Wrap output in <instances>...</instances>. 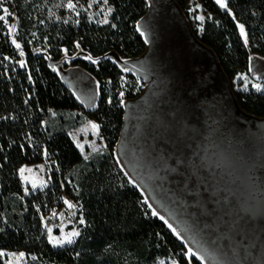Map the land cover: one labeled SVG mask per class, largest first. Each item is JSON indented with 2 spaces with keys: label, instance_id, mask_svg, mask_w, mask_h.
Returning a JSON list of instances; mask_svg holds the SVG:
<instances>
[{
  "label": "trees",
  "instance_id": "trees-1",
  "mask_svg": "<svg viewBox=\"0 0 264 264\" xmlns=\"http://www.w3.org/2000/svg\"><path fill=\"white\" fill-rule=\"evenodd\" d=\"M106 1L113 7L108 24L81 20L77 26L53 25L45 35L37 23L34 1L25 5L23 0H4L18 17L15 39L19 47L0 20V264H5L3 250L23 251L54 264H152L169 253L180 264H201L188 258L184 244L162 219L151 214L138 188L119 182L123 171L114 146L123 107L106 105L103 80L123 72L115 58L135 59L145 53L147 44L137 25L148 12V2ZM174 1L190 24L184 9L189 0ZM201 1L214 20L205 24L200 36L190 24L192 33L214 53L229 80L239 71L248 72L251 55L264 58V0H228L232 14L214 0ZM238 23L244 26L245 38ZM33 31L38 34L34 36ZM60 59L63 66L80 67L97 80V106L85 111L101 124L110 145L108 154L79 174L77 194L67 175L83 163V156L66 132L53 133L45 126L52 110L80 105L48 64ZM238 99L247 113L264 115V94H244ZM43 162L49 164V186L25 197L13 210L10 200L23 194L20 169ZM64 197L77 203L75 219L83 214L87 226L75 244L54 248L45 224L52 211L64 208ZM78 246L82 254L76 261Z\"/></svg>",
  "mask_w": 264,
  "mask_h": 264
},
{
  "label": "rangeland",
  "instance_id": "rangeland-1",
  "mask_svg": "<svg viewBox=\"0 0 264 264\" xmlns=\"http://www.w3.org/2000/svg\"><path fill=\"white\" fill-rule=\"evenodd\" d=\"M31 1H34L32 7L34 8L37 23L42 27V34L45 35V31L53 25L59 27L77 26L81 20H86L91 24L97 25L108 24L113 10V7L106 0H23V4L27 5ZM147 2L148 12L138 23V29L147 42V51L144 53L142 61L136 62L128 60L119 62L123 72L116 75L114 79L106 78L103 80L107 106H116L115 103H117L125 108L127 100L138 97L154 77L156 78L155 85L160 83L163 77L172 84L178 82L179 78L184 79L183 76H188L187 74L189 72L187 71H189V67H198V70L205 71L214 82L218 81L221 86H228L238 98L244 94H264V60L262 58H253L248 72L239 71L231 80L227 81L222 76L213 54L205 47L198 45L192 36L189 29L190 24L200 36L203 33L205 24L214 20L213 13L203 1L189 0L185 4L184 9L189 16L190 24L187 23V20L172 0H147ZM69 4L72 7H69ZM0 8H2L3 16L5 17L4 22L11 36V40L13 42L15 41V45H19L15 39L17 36L18 17L7 9L4 5V0H0ZM5 9L7 12H5ZM199 17H203V19L201 20ZM32 34L35 36L38 33L33 31ZM125 68L128 71H125ZM58 71L62 72L61 75L67 87L70 90H76V86L71 80L66 78L67 71H64L61 67H59ZM198 76L197 74L196 78ZM93 84L97 87L95 81ZM257 85L259 88L256 87ZM80 101L85 107L96 102L95 99H92V94L87 95L84 97V100ZM82 104L74 109L52 110L45 123L46 128L53 133L60 131L66 132L83 156V163L71 170L67 175V181L74 188L75 194L78 193L77 181L79 174L99 157L108 154L110 151L108 139L101 131V124L91 114L85 111ZM154 109L158 110V113ZM153 111L157 115V117H154V120L157 119V123H159L158 127L161 129L159 131L163 135V138L158 141L159 143L163 142V144H166L173 138L172 133H168V129H166L171 123L169 108L165 104L158 106L154 104ZM217 117L220 119L219 116ZM92 124L99 125V128H93ZM230 125L231 123L228 121L225 123L221 122L222 127L229 128L228 136L235 140V150H241L252 160H257L264 156V137L252 139L246 132L233 130ZM221 130L222 128L219 127L210 133V141L215 144L216 152L222 149L221 139L218 137V133ZM229 147H224V150L228 154L230 151ZM153 154L151 151L148 152L147 159L150 162H153L155 159ZM164 154L168 155V152L165 151ZM202 156L205 157V154H202ZM208 158L213 161L210 157ZM119 162L120 160H118V164ZM243 165L240 164L237 169L223 166V170L219 174L214 170L212 172L227 192L225 203L229 213L234 214L236 220L245 229L252 232H239L236 235L242 248L244 247L242 243H245V248L248 247L246 253L251 254V258L262 259L264 257V251L260 245H264V209L260 202L251 194L247 183L243 179H239V174L242 173L241 169L243 171L244 168ZM120 166L123 169V173L121 172L122 175H118L119 182L122 185H124L123 182H127L129 185L138 187L143 196V202L153 215V211L157 212L156 206H153L148 201L145 191L131 178V171L129 172L127 165L121 164ZM48 170L49 164L46 162L25 165L20 169L19 176L23 184V194L22 196L13 197L10 200V205L13 207V210L17 204L23 203L25 197L38 190L46 189L49 186ZM231 174L235 175V178L230 176ZM169 179L170 176H167V181H165L167 185L169 184ZM180 200H182V195H180ZM63 205V209L51 212L49 221L45 224L48 240L54 248H63L75 244L79 236H83L86 231L87 224L83 214L79 215L78 220L75 219L78 209L77 203L64 197ZM69 205H72V207H69ZM155 216L159 218L163 216V220L167 221V223L165 222L167 227L168 224H175L173 218L168 214ZM169 229L175 234L172 228ZM54 230H57L58 233H54ZM73 232L78 234L72 236L71 242H68V237ZM176 232L180 234L178 236L181 239L184 241L187 240L184 224L177 228ZM57 240H64L65 242L62 244L56 243L55 241ZM198 246L199 244H193L191 249L194 253H197L194 257L201 264H255L250 263L253 261L252 259L246 262L242 260L235 261L233 259L227 263L224 258H227L229 254L227 252L229 251L225 250V248L222 249L216 244L214 246L209 244L200 248ZM188 249L186 247V256L190 258L193 255L187 254ZM259 249L261 250L258 251ZM81 252L82 249L78 246L75 259L80 258ZM1 254L5 264H54L40 260L38 256L27 254L23 251L3 250ZM238 254L239 259L245 257L243 251L238 252ZM200 256H203L204 260H201ZM77 259L76 261H78ZM256 261L259 262L258 260ZM152 264L180 263L174 254L169 253L165 257H158Z\"/></svg>",
  "mask_w": 264,
  "mask_h": 264
},
{
  "label": "water",
  "instance_id": "water-1",
  "mask_svg": "<svg viewBox=\"0 0 264 264\" xmlns=\"http://www.w3.org/2000/svg\"><path fill=\"white\" fill-rule=\"evenodd\" d=\"M214 1L222 10L232 14L227 5L228 0H224L227 5L226 8H222L217 3V0ZM172 2L183 14L187 23H189L181 8L174 0ZM240 25L238 23V27ZM189 29L198 45L208 49L215 57L214 53L192 33L190 25ZM245 35L244 29L242 37L245 38ZM143 55L135 59L115 58V61L120 66L119 62L121 61H142ZM255 57L264 60L263 57L251 55L250 66ZM63 61V59L52 60L48 64L51 68L56 69L60 79L66 85L61 75L62 72L58 71L59 67L67 72L70 69L75 71L82 70L80 67L64 69ZM216 62L222 76L229 81L219 66L217 59ZM197 68L189 67L188 76L181 74L184 79L179 78L178 82L172 84L163 77V80L155 85L156 78L154 77L138 97L127 100L126 107L122 106L123 119L119 138L114 146L115 158L117 162L120 160V165H127L129 172L131 171V178L145 191L148 201L153 206H156L157 212L159 214H168L173 218L175 224L172 225V228L177 230L184 224L187 236L186 241L181 239L176 231L173 234L185 247L192 248L193 244H199L198 247L200 248L209 244L212 246L216 244L218 247L229 251L227 252L229 253L227 258H224L227 263L233 259L244 262L252 259L253 261L250 263L263 264L264 257L262 259L251 258V254L246 253L248 247L245 248V243H242L244 245L242 248L241 243L237 239L236 235L239 232H252L245 229L236 220L234 214L229 213L225 203L227 192L220 185L219 179L213 175L212 170L219 174L223 170V166L237 169L240 164H244L243 171L241 169L242 173L240 172L241 174H239V179H243L247 183L251 194L260 202L264 209V195L258 198L253 193L252 187L249 185L248 175V170L253 164H264V156L257 160H252L241 150H235V140L228 136L229 128L221 126V122L225 123L228 121L231 123L230 126L233 130L246 132L252 139H256L264 137V122L258 124L254 121L250 122L248 118L244 119L238 112L228 115L225 107H217L219 96L222 94V97L225 98L226 94H231L230 88L221 86L218 81L214 82L208 73L202 72L201 69L198 70ZM197 74L199 76L196 78ZM159 79L161 80V78ZM95 82L99 93L98 82ZM70 91L79 104H82L81 98L76 95L75 90L71 89ZM154 104L155 106L165 104L169 108L171 123L166 129H168V133H172L173 138L166 144L158 141L163 138V135L159 131L161 129L158 127L157 119L154 120V117H157L154 111L158 113L156 109L153 111ZM82 106L88 111L96 108V106L88 108L84 104ZM125 111H127L126 115ZM218 126L222 128L218 133L222 149L216 152L215 144L210 141V133L219 128ZM225 146H230L229 154L224 150ZM149 151L154 153L155 159L153 162L147 159ZM165 151L168 152V155L164 154ZM202 154H205V157ZM132 155L136 156V159ZM226 155L227 157H225ZM133 160L137 161L136 168ZM167 176H170L168 185L165 182L167 181ZM230 176L235 178L233 174ZM180 195H182V200H180ZM260 247L264 251V245H260ZM240 251L245 253L243 259H239L238 252ZM192 257L195 258L194 255Z\"/></svg>",
  "mask_w": 264,
  "mask_h": 264
},
{
  "label": "flooded vegetation",
  "instance_id": "flooded-vegetation-1",
  "mask_svg": "<svg viewBox=\"0 0 264 264\" xmlns=\"http://www.w3.org/2000/svg\"><path fill=\"white\" fill-rule=\"evenodd\" d=\"M64 66H63L64 69L70 68L67 65H64ZM80 69L82 71L70 70L72 72L71 73L67 72L66 78L68 80H71V82L76 86V90H75L76 95L79 98H81V100H84V97H86L87 95L92 94V99H95L96 102L92 105L90 104V106H88V108H93V107L97 106L98 99H99L98 90H97L95 84H93V82L97 81V80L94 78L93 75L89 74L86 70H84L82 68H80ZM83 71H85V72H83ZM219 97H220V99L218 100V103L216 105L219 108L225 107V109H227L228 115L233 114L234 112H238V114L240 116H242L244 119L248 118L250 120V122L254 121V122H257V124L264 122V115L257 116V115L250 114V113H247L246 111H244L241 108V105H240V102H239L237 95L234 94L232 91H231V94L230 93L226 94L225 98L222 97V94ZM124 113L126 115L127 111H125ZM133 117L134 116L132 114V118ZM132 157H134L136 159V156L132 155ZM133 161H134V163H133L134 167L136 168V166H137L136 162L137 161H135V160H133ZM248 171H249L248 172L249 185L252 187L253 193L258 198H261L264 195V185H263L264 164L255 163L249 168Z\"/></svg>",
  "mask_w": 264,
  "mask_h": 264
},
{
  "label": "snow or ice",
  "instance_id": "snow-or-ice-1",
  "mask_svg": "<svg viewBox=\"0 0 264 264\" xmlns=\"http://www.w3.org/2000/svg\"><path fill=\"white\" fill-rule=\"evenodd\" d=\"M217 3L220 4V6H221L222 8H226V7H227V5H226V3L224 2V0H217ZM69 7H72V5L69 4ZM5 12H7L6 9H5ZM4 19H5L4 16H0V20H4ZM199 19L202 20L203 17H199ZM239 27H240L241 34L244 35V26H243V25H240ZM14 42H15V41H14ZM17 47H19L18 44H17ZM21 55H23V53H21ZM22 66H23V63H22ZM124 70H125V71H128L127 68H125ZM256 87L259 88L258 85H257ZM121 95H123V94L121 93ZM92 127L95 128V129H98V128H99V125L92 124ZM69 207H72V205H69ZM153 215H159V214H158L157 212L153 211ZM160 219L163 220L164 217L161 216ZM165 222L167 223V221H165ZM168 227H169V228H172V225H171V224H168ZM172 230H173L174 232L176 231L175 228H172ZM77 234H78V233H76V232L71 233V234L69 235V237H68V242H71V237H72V236H75V235H77ZM177 235H180V234L177 233ZM55 242H56V243H61V244H62V243H64L65 241H64V240H57V241H55ZM187 254H188V255H196L197 253H194L193 250H192L191 248H189ZM200 259H201V260H204V257H203V256H200Z\"/></svg>",
  "mask_w": 264,
  "mask_h": 264
}]
</instances>
